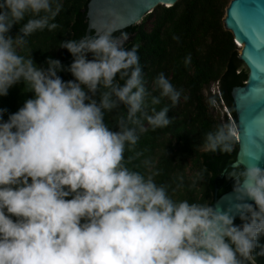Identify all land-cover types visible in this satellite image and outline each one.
<instances>
[{
	"label": "clouds",
	"instance_id": "9594fccd",
	"mask_svg": "<svg viewBox=\"0 0 264 264\" xmlns=\"http://www.w3.org/2000/svg\"><path fill=\"white\" fill-rule=\"evenodd\" d=\"M62 8L61 0H0V97L20 83L33 93L6 121L0 108V264H257L264 151H248L244 166L224 170L234 181L226 207L174 199L158 172L139 170L152 161L136 164L143 156L136 145L145 122L153 131L171 123L170 107L155 106L163 99L176 106L182 90L161 72L153 81L159 95L149 92L140 45L126 48L129 36L115 35V22L61 41L73 57L67 67L48 58L44 68L30 50L17 51L37 31L57 29ZM238 138L229 121L206 133L202 147L230 154ZM249 140L256 143L251 132Z\"/></svg>",
	"mask_w": 264,
	"mask_h": 264
},
{
	"label": "trees",
	"instance_id": "16d2710c",
	"mask_svg": "<svg viewBox=\"0 0 264 264\" xmlns=\"http://www.w3.org/2000/svg\"><path fill=\"white\" fill-rule=\"evenodd\" d=\"M88 2L61 0L63 8L55 20L59 27L53 31H37L27 38V49L17 51L27 55L30 50L34 62L44 68H47L48 58L60 60L65 67L70 66L73 57L59 45L61 41L79 40L86 36ZM229 2L178 0L172 6L158 5L141 22L114 33L117 36L121 32L128 34L126 48L136 43L140 45L138 56L143 79L152 95H159L158 91H153V81L161 72L177 90H182L176 106H172L167 99L155 106L157 110L165 105L170 107L168 117L171 123L153 131L145 122L146 130L140 133L136 145V151L143 152V156L135 161L140 164L142 160L150 159L152 168L141 166L139 170L145 174L158 172L156 182L169 185V193L176 200L213 203L216 186L219 194L233 188L234 181L229 180L223 171L226 167L238 168L228 166L236 158L238 141L230 154L212 153L202 147L206 133L231 121L224 106L237 124L231 91L234 86L243 85L248 76V69L239 58L234 35L224 25L223 18ZM26 20L27 17L23 22ZM18 31L19 25H16L10 35L14 37ZM91 35H94V30ZM173 36L179 37V40H174ZM189 55L191 61L185 66L184 61ZM58 75L65 81L73 79L67 71ZM213 86L215 89H212ZM23 87V83L14 85L7 96L0 97V108L7 110L5 121L27 99L33 98V93L22 91ZM119 111L123 113L126 110L121 108ZM112 119V116H106L112 130H118ZM128 155L132 153H126ZM181 176L182 184L179 180ZM241 223L239 218L235 220V224ZM259 243L264 245V236L260 237ZM256 251L259 252L260 248ZM257 264H264V256H257Z\"/></svg>",
	"mask_w": 264,
	"mask_h": 264
},
{
	"label": "water",
	"instance_id": "95a60500",
	"mask_svg": "<svg viewBox=\"0 0 264 264\" xmlns=\"http://www.w3.org/2000/svg\"><path fill=\"white\" fill-rule=\"evenodd\" d=\"M177 1L89 0L86 35H91L92 30L95 35L102 25L112 22L120 30L124 29L141 22L158 5L172 6ZM223 21L225 28L233 33L235 41L240 44L239 58L248 69L245 83L234 86L231 91L239 138L236 158L228 166L241 167L248 162V151H264V0H230ZM249 132L256 143L250 142ZM261 167H264V163ZM233 197V188L219 194L216 186L213 205L226 207Z\"/></svg>",
	"mask_w": 264,
	"mask_h": 264
},
{
	"label": "built area",
	"instance_id": "2783aa9c",
	"mask_svg": "<svg viewBox=\"0 0 264 264\" xmlns=\"http://www.w3.org/2000/svg\"><path fill=\"white\" fill-rule=\"evenodd\" d=\"M224 109L227 112V114L229 115L231 122L236 124V122H235L233 116L231 115L230 111L228 110V108L226 106H224Z\"/></svg>",
	"mask_w": 264,
	"mask_h": 264
},
{
	"label": "rangeland",
	"instance_id": "374dc122",
	"mask_svg": "<svg viewBox=\"0 0 264 264\" xmlns=\"http://www.w3.org/2000/svg\"><path fill=\"white\" fill-rule=\"evenodd\" d=\"M236 45H237V43H236ZM237 46H238V45H237ZM238 47H239V46H238ZM240 50H241V47H239V52H240ZM212 89H215V86H213Z\"/></svg>",
	"mask_w": 264,
	"mask_h": 264
},
{
	"label": "bare ground",
	"instance_id": "6f19581e",
	"mask_svg": "<svg viewBox=\"0 0 264 264\" xmlns=\"http://www.w3.org/2000/svg\"><path fill=\"white\" fill-rule=\"evenodd\" d=\"M240 45V44H239Z\"/></svg>",
	"mask_w": 264,
	"mask_h": 264
}]
</instances>
